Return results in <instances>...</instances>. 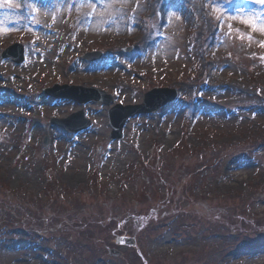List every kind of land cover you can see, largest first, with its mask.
Listing matches in <instances>:
<instances>
[{
	"label": "rangeland",
	"instance_id": "374dc122",
	"mask_svg": "<svg viewBox=\"0 0 264 264\" xmlns=\"http://www.w3.org/2000/svg\"><path fill=\"white\" fill-rule=\"evenodd\" d=\"M76 1L97 7L103 23L118 16L126 26L131 17L133 28L88 33L82 26L74 37L72 23L86 18L79 5L68 7ZM120 1L127 7L116 10ZM212 1L0 0V21L21 23L0 26V54L22 43L26 58L18 67L0 59V264H264V256H233L264 248V37L226 25L234 0ZM134 3L143 7L132 12ZM255 4L244 11H264L261 0ZM172 5L177 10L167 12ZM143 11L155 14L145 24ZM163 33L174 57L140 60L143 45ZM214 37H224L222 45ZM96 50L100 60L81 59ZM209 53L217 77L200 100ZM110 60L121 67L97 71ZM64 85L94 90L101 100L79 104L42 93ZM156 87L178 97L130 118L121 140L109 143L108 109L141 103ZM79 110L93 122L87 131L74 136L53 125ZM250 162L244 174H226L227 164ZM120 236L136 246L117 244Z\"/></svg>",
	"mask_w": 264,
	"mask_h": 264
},
{
	"label": "bare ground",
	"instance_id": "6f19581e",
	"mask_svg": "<svg viewBox=\"0 0 264 264\" xmlns=\"http://www.w3.org/2000/svg\"><path fill=\"white\" fill-rule=\"evenodd\" d=\"M237 3H245V0H239ZM103 4H104V6H108L109 3L105 2ZM169 9L170 10H177V8L175 6H173V5L168 7V9L166 11L170 12ZM178 9L182 10V8H180V7ZM161 13L164 15V11H161ZM86 19L91 21V22H93V23H97L98 20L100 19V16H98V15H90ZM111 20L115 21L116 20V16L112 17ZM228 20L231 21V22L239 23L240 25H244L245 23H247V24H249L251 26V29L254 32H256L257 29L259 28V23L260 22H264V11H240L238 8L235 7V8H231L229 10ZM4 24H6L8 27L9 26H13V24L9 20L4 21ZM253 25H255V30L253 28ZM115 26L117 28H120L122 26V24H121V22H118V23L115 24ZM95 28H96V26H95ZM140 57L142 59H147L148 57H151V58H154L155 60H157L159 58H164L166 60H170L172 58V49L167 47L166 39L164 37H162V38H159V39L155 40L151 44H145L143 46L142 50H141ZM116 64L117 63H115L113 61L110 62L109 63V68L111 69L112 67L116 66ZM214 78H215V76L211 72L207 75V80H213ZM206 91H204L203 94H205ZM241 92H242V90L239 89V93H241ZM143 131H142V133L139 132V136H142ZM259 150H258V152L255 153L257 156H259V152H260ZM112 155L113 154H111V156H110L111 158L110 159H112V157H113ZM251 164H252V162L248 163V165H246V166L238 165V164H234V166H231L230 164H227V166H226V168H227L226 174H228L231 178H234V176H235L234 174L236 172H239V174H241V173L244 174V171H242V170H246L245 168H247V166H249ZM256 166L258 167V165H256ZM256 166H254V168ZM230 167H231V169H230ZM117 168H118V164H117ZM103 173H104V171H103ZM107 173H110V172L107 171ZM107 173L105 172L104 174H107ZM261 200H262V198L260 199V201ZM260 206L263 207V205H256L255 206V210L263 209V208H260ZM173 240L176 241V239H172L169 242H172ZM177 247L180 248L179 245ZM233 256L236 258L234 260H237L238 257L244 258L246 256H248L247 259L249 261H253L256 258L258 260L259 259L261 260L263 258V256H264V248L260 249V251L258 249H255L253 252H249V253H247L246 251H241L239 253L233 254Z\"/></svg>",
	"mask_w": 264,
	"mask_h": 264
},
{
	"label": "water",
	"instance_id": "95a60500",
	"mask_svg": "<svg viewBox=\"0 0 264 264\" xmlns=\"http://www.w3.org/2000/svg\"><path fill=\"white\" fill-rule=\"evenodd\" d=\"M11 51H7L6 53H4V55L9 56L11 55ZM160 90L154 89L152 90L149 94L151 93H156L159 92ZM51 95H55V96H63V97H68V98H72L75 100H78L79 102H85L88 101L92 98H96L92 95H79L76 94L74 92H70V91H57V90H50L48 91ZM118 110H120V108H117ZM147 107L141 106V107H136L134 109H126L125 111H123L120 115H116V113H113V111L110 112L109 116H110V122L112 124V126L114 127L113 133L111 134L112 138H116L120 136V131L122 128V125L124 123V120L130 116L133 115L135 113H140V112H145L147 111ZM118 114V112H117ZM54 123H57L60 125V127H64L66 129L69 130H73L76 131L80 128H85L88 123H86L83 118H82V114L81 112L78 114H74L72 117L68 118L67 120H57L54 121ZM120 242H129L127 239H120Z\"/></svg>",
	"mask_w": 264,
	"mask_h": 264
},
{
	"label": "snow or ice",
	"instance_id": "6c2138e0",
	"mask_svg": "<svg viewBox=\"0 0 264 264\" xmlns=\"http://www.w3.org/2000/svg\"><path fill=\"white\" fill-rule=\"evenodd\" d=\"M261 2L264 3V0H261ZM253 28L255 30V25H253ZM261 31H264V28H262Z\"/></svg>",
	"mask_w": 264,
	"mask_h": 264
}]
</instances>
